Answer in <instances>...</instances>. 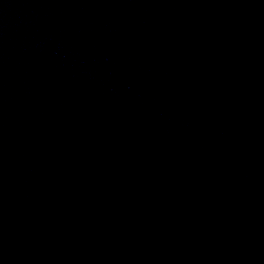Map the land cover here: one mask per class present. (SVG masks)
<instances>
[{"label":"water","instance_id":"1","mask_svg":"<svg viewBox=\"0 0 264 264\" xmlns=\"http://www.w3.org/2000/svg\"><path fill=\"white\" fill-rule=\"evenodd\" d=\"M0 264H264V0H0Z\"/></svg>","mask_w":264,"mask_h":264}]
</instances>
